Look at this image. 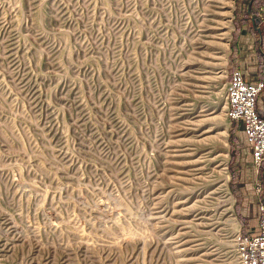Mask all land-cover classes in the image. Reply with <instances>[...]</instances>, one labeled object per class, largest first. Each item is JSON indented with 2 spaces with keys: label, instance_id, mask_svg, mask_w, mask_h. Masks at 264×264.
<instances>
[{
  "label": "rangeland",
  "instance_id": "obj_1",
  "mask_svg": "<svg viewBox=\"0 0 264 264\" xmlns=\"http://www.w3.org/2000/svg\"><path fill=\"white\" fill-rule=\"evenodd\" d=\"M233 2L0 0V264H239L225 75L264 0Z\"/></svg>",
  "mask_w": 264,
  "mask_h": 264
},
{
  "label": "built area",
  "instance_id": "obj_2",
  "mask_svg": "<svg viewBox=\"0 0 264 264\" xmlns=\"http://www.w3.org/2000/svg\"><path fill=\"white\" fill-rule=\"evenodd\" d=\"M226 117L229 123L239 126L250 144L252 163L258 169L264 164V116L259 112V97L264 81L248 82L240 69H232L225 75ZM262 192V184L256 183L255 193ZM259 229L254 235L240 231L234 235V243L240 264H264V201L259 204Z\"/></svg>",
  "mask_w": 264,
  "mask_h": 264
},
{
  "label": "crops",
  "instance_id": "obj_3",
  "mask_svg": "<svg viewBox=\"0 0 264 264\" xmlns=\"http://www.w3.org/2000/svg\"><path fill=\"white\" fill-rule=\"evenodd\" d=\"M243 32H245V29H239L233 38L232 61H231V64L229 65V69L231 70L240 69L243 72L248 82L255 83L258 80L262 79L261 71L264 66V52L260 48L259 49L260 53L250 58L249 64L252 67H254L253 70H256V71H252L254 72L252 74H249V72H246L245 70L246 65L244 66V64L246 63L243 62L242 53H241V46H242V43L245 37ZM259 43H261V41H259ZM263 91L261 92V94L263 93ZM259 112H260V108H259ZM235 133L238 136L239 140H237L234 144H232L234 161L231 163V168H232L233 176L230 180L229 188H230L232 195L235 197L236 209L241 213V216L243 217V219H244L246 212L252 211V208L254 209V213L257 216L256 225L255 226H249V225L243 226L242 232H241L244 235H254L258 232V229H259V208L258 207H259L260 202L264 201V169H262V172L261 171L259 172L258 177L263 182L262 183L263 188H262V192L259 195H257L253 191V179L256 176V172L253 170L250 144L246 140V137L244 133L241 131V129H238L237 131H235ZM261 167L264 168V164ZM245 222H247L246 219H244V223Z\"/></svg>",
  "mask_w": 264,
  "mask_h": 264
},
{
  "label": "bare ground",
  "instance_id": "obj_4",
  "mask_svg": "<svg viewBox=\"0 0 264 264\" xmlns=\"http://www.w3.org/2000/svg\"><path fill=\"white\" fill-rule=\"evenodd\" d=\"M211 2H212V4H214V6H215V8H217L218 9V11H217V17L219 16V17H221L220 18V20L222 19V18H224V17H229V19L227 20V22H219V24L217 23V25H216V27H214V29H217V31H219L222 27L224 28H226V27H228V32L229 31H231V29H232V24L230 23L231 22V18H232V8H233V5H234V2H233V0H210ZM226 7H228L229 8V10L228 11H224L223 10V8H226ZM225 24H227V26L225 25ZM220 25V26H219ZM229 34V33H228ZM218 35V34H217ZM228 39V38H227ZM204 80V79H203ZM225 100H226V97H225ZM227 105V104H226ZM225 116H226V113H225ZM227 118V117H226ZM210 120H212V118H206V119H203V120H197L196 122H197V126L199 125H203V124H205V123H207V122H209ZM208 124V123H207ZM218 127V126H217ZM227 127H228V124H225V126H223V128L222 129H220L221 131H219V132H217V134L220 136V138H222V143L224 144V145H226V135H227ZM209 130H206V131H204V132H202V134L203 133H207ZM218 136V137H219ZM206 138H208V137H206ZM206 138H203V139H206ZM227 160H228V154L227 153H225L224 154V159H223V161H224V163H222V164H224V167L222 168V170H224V190H225V192H226V194H229L228 193V191H227V188H226V185H225V183L227 182V179L229 178V176H228V173H227V171H226V162H227ZM229 209H230V207H229ZM228 209V211L230 212V216H231V218L233 219V221L235 222L234 223V225H236V229H237V231H238V224H237V222H236V220H235V218H234V216L232 215V213H231V210H229ZM236 249V248H235ZM237 253V252H236ZM238 257V256H237ZM239 260V259H238ZM240 264V263H239Z\"/></svg>",
  "mask_w": 264,
  "mask_h": 264
},
{
  "label": "trees",
  "instance_id": "obj_5",
  "mask_svg": "<svg viewBox=\"0 0 264 264\" xmlns=\"http://www.w3.org/2000/svg\"><path fill=\"white\" fill-rule=\"evenodd\" d=\"M251 22H252V24L254 25L255 24V20H254V18H252L251 17ZM259 45H261V43H258ZM260 47V46H259Z\"/></svg>",
  "mask_w": 264,
  "mask_h": 264
}]
</instances>
